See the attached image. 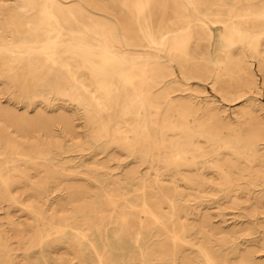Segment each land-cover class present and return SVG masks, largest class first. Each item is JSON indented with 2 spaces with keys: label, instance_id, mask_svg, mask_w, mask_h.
<instances>
[{
  "label": "bare ground",
  "instance_id": "obj_1",
  "mask_svg": "<svg viewBox=\"0 0 264 264\" xmlns=\"http://www.w3.org/2000/svg\"><path fill=\"white\" fill-rule=\"evenodd\" d=\"M113 1L120 17L95 0H12L0 6V74L24 92L44 89L65 97L82 111L93 141L137 153L153 182L141 181L135 205L124 198L127 193L104 187L105 206L81 203L84 188L72 186L67 206L44 209L38 201L46 187L33 185L16 162L49 161L52 131L44 124V138L19 140L0 128V199L18 204L12 190L23 183L35 192L34 203L24 205L35 223L26 249L39 254L31 264H48L45 250L54 243L78 264H192L183 244L202 264H228L207 242L187 240L201 233L204 218L191 225L182 206L168 199L165 212L160 198L188 194L203 183L223 185L228 194L240 179L264 186L263 129L251 103L233 127L213 99L186 95L197 79L209 82L212 97L233 101L244 95L243 87L255 85V69L264 80V0ZM63 126L74 132L70 123ZM204 168L217 178L206 180ZM44 172L60 177L49 168ZM155 228L167 241L148 249ZM0 248V262L11 264L9 249L3 243ZM248 254L237 264H257ZM54 260L72 264L62 256Z\"/></svg>",
  "mask_w": 264,
  "mask_h": 264
},
{
  "label": "rangeland",
  "instance_id": "obj_2",
  "mask_svg": "<svg viewBox=\"0 0 264 264\" xmlns=\"http://www.w3.org/2000/svg\"><path fill=\"white\" fill-rule=\"evenodd\" d=\"M95 1L102 8L120 17L122 11L113 0ZM11 2L12 0H0V6ZM219 38L220 32L217 31L214 42H218ZM254 79L255 85L250 88L243 87L244 95L233 101L222 100L216 94L212 97L209 82L197 79L191 80V90L186 95L194 100L213 99V104L219 109L221 117L225 120H233L230 125L233 127L240 111L251 103L253 115L261 124L264 136V80L256 69ZM173 96L177 95L173 94ZM39 115L43 118L38 117ZM44 117L49 121L45 122ZM62 120L70 123L74 132L65 131ZM44 124H48L46 126H49L53 133L50 137L52 142L49 148L50 160L31 158L16 162L18 169L29 174L30 182H34L33 185L46 187L41 193L42 198L38 201L44 209L47 207L55 209L59 205L67 206L68 187L72 186L84 188L86 193L79 201L81 203L93 202L105 206L106 196L99 189L104 187L106 190L119 189L127 193L124 194V198L135 205L138 195L135 193L138 192L141 181L144 179L147 185L153 182L152 173L149 176L145 175L146 165L141 163L137 153L130 154L106 140L93 141L90 137L91 128L87 125L82 111L65 97L44 89L24 92L0 74V128L8 132V135L23 140L29 137L44 138L45 132L41 127ZM200 143L206 146L201 141ZM260 144L264 149V140ZM223 154L224 157L231 158L226 152ZM232 160L242 161L234 158ZM45 168L57 172L56 175L60 177L48 178L44 172ZM203 170L206 180L214 181L217 178L212 170L207 168ZM163 179L165 183L168 182V177L163 176ZM29 186L23 183L12 190L13 194L18 196V204L8 199H0V243L9 249L11 264H31L39 259L37 248L33 247L29 251L26 249L35 227L34 219L24 208V205H30L36 200L35 192H32ZM221 187L219 189L215 183H203L189 190L188 194H166V197L160 198L163 211L169 210L168 199H171L189 213L183 217L187 218L189 224H199L201 218H204L201 233L193 234L194 236L187 237V240L198 244L207 242L218 255L219 260L227 258L228 264H237L240 256L247 252L257 264H264V186L252 187L244 179H240L237 182V190L233 193L228 194L224 191L225 186ZM121 200L118 199L119 203L122 202ZM55 237L56 234L51 235L49 242ZM148 240V249L167 241L156 228L152 229V236ZM183 245L186 249L184 253L193 258L192 264H202L200 255L196 251L191 252L187 244ZM1 251L0 248V254ZM27 252H29L28 257H26ZM45 254L49 258L48 264H56L54 259L59 256L65 257L72 264H78L63 245L54 243L46 248ZM91 262L89 261V264ZM154 262L148 260L146 264H154ZM37 263L43 264L41 261ZM0 264L3 262L1 261Z\"/></svg>",
  "mask_w": 264,
  "mask_h": 264
}]
</instances>
